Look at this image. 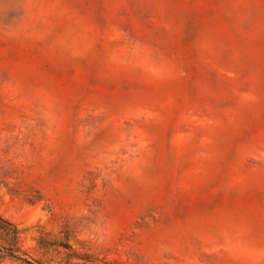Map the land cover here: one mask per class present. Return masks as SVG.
Wrapping results in <instances>:
<instances>
[{"label":"rangeland","instance_id":"374dc122","mask_svg":"<svg viewBox=\"0 0 264 264\" xmlns=\"http://www.w3.org/2000/svg\"><path fill=\"white\" fill-rule=\"evenodd\" d=\"M0 217L44 264H264V0H0Z\"/></svg>","mask_w":264,"mask_h":264},{"label":"trees","instance_id":"16d2710c","mask_svg":"<svg viewBox=\"0 0 264 264\" xmlns=\"http://www.w3.org/2000/svg\"><path fill=\"white\" fill-rule=\"evenodd\" d=\"M4 258L16 259L26 264H44L28 256L20 245L18 228L0 217V259Z\"/></svg>","mask_w":264,"mask_h":264}]
</instances>
